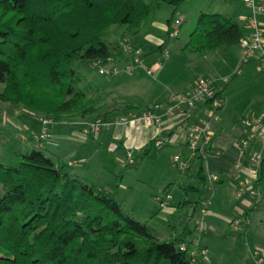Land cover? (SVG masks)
<instances>
[{
    "label": "trees",
    "instance_id": "16d2710c",
    "mask_svg": "<svg viewBox=\"0 0 264 264\" xmlns=\"http://www.w3.org/2000/svg\"><path fill=\"white\" fill-rule=\"evenodd\" d=\"M183 1L0 0V102L80 130L89 122L141 114L149 105L129 97L121 109L104 112L100 99L90 95L93 89L80 87L84 78L78 68L130 62L127 48L104 42L103 36L114 29L146 34L160 4L175 8ZM242 37L232 17L202 13L183 52L201 58L238 46ZM16 157V167L0 165V264H202L191 256L196 249L186 241L187 224L181 237L163 240L112 193L70 173L67 163H55L38 149ZM191 164L178 173L180 190L200 197L206 189L204 157ZM255 185L264 196V155ZM189 203L178 204L176 211Z\"/></svg>",
    "mask_w": 264,
    "mask_h": 264
},
{
    "label": "rangeland",
    "instance_id": "374dc122",
    "mask_svg": "<svg viewBox=\"0 0 264 264\" xmlns=\"http://www.w3.org/2000/svg\"><path fill=\"white\" fill-rule=\"evenodd\" d=\"M214 1L184 0L175 8L160 4L153 14L155 23L167 25L168 29L172 30L174 28L173 22L168 23L170 18L171 20L184 18L185 21L178 28L176 38H169L168 33L162 29H149L151 35L163 42V48L166 52L165 55L163 53L155 60L148 57V55L156 52L154 51L155 46L145 42V29L138 34L127 33L121 29L109 31L107 35L103 36V41L109 44L118 43L123 49L127 48L130 52L125 54L126 57L128 59L133 56L139 57L146 69L134 66L131 72H124L121 71L122 65H116L119 67L117 75L103 76L98 73V70L92 64H84L78 68L84 78V82L80 87L89 85L93 89L90 95L98 97L100 99L98 105L103 106L105 108L104 112H107L121 109L123 107L122 103L127 101L125 97L137 99L145 106L162 104L168 96L181 93L182 86L188 80L198 76H213L211 75L214 73L211 64L213 61L214 63H220L221 59L217 57H220V55L212 56L209 64L204 59L196 60V57L188 54V50L183 52V49L189 40V35L197 27V20L202 12L199 9L200 6ZM144 2L148 3L150 0H144ZM221 51L228 52L231 59L235 60L234 64L239 61L243 66L241 52L237 46L225 47ZM155 62L160 63L161 68L154 77L147 74V70ZM111 66L113 65H108L106 68ZM221 67L220 65L218 69ZM229 74L230 72H228ZM233 75L234 73L231 74V76ZM233 79L231 78L230 81ZM2 90L3 86L0 85V92ZM43 117L42 114L25 110L22 105L0 102V165L9 167L18 165L16 155L22 152L20 136L26 139L29 138L28 133L23 129L18 131L16 128L18 124H25L30 130L38 133L40 126L37 121ZM110 120L111 117L108 118V121ZM57 125L61 126V124ZM53 126L56 125L53 124ZM185 126V124L176 125L171 129L183 135ZM75 128L80 127L75 126ZM47 129L51 134L60 132L67 135L71 134V129H68V127L64 131H56L50 125ZM115 129L116 126L101 129L100 132H105L104 136L102 135L99 141L90 143L88 146L86 153H90V162L87 164L86 182L100 189L106 187L126 212L134 219L147 223L151 230L163 240L178 238L181 234L180 222L187 221L186 224L189 230L187 241H191V244L197 243L202 249H205L201 247L202 245L208 246L209 256L207 251L204 260L199 258V261H202L203 264H252L254 262L248 254L252 246L257 243L256 241L264 235V202H259L257 209L247 214L251 225L243 232L241 241L238 244L230 243L237 236V233H233L228 229L227 222L224 219L217 222L214 218L204 217L205 231L202 233L195 232V227L202 219L197 213L193 217L190 216L191 206L195 204H186L178 210V213L174 214L173 218L166 217L165 213L161 211L156 215L158 208L153 201L163 194L172 197L173 205H176L183 201L195 203L204 200L208 196L207 192L204 190L200 197L196 193H189L184 197L179 189V174L171 163L172 156L178 153H176L174 147H155L154 141L162 140L165 136L162 134L156 135L154 125L143 131L132 130L126 139H123L124 136L121 135L114 137L113 134L117 132ZM37 144L40 146L45 145V143L38 142ZM110 145H114L117 148L116 151H112ZM94 149H96V152H94ZM261 150L263 149L259 148L255 151V154L264 155V151L261 153ZM127 153L132 156L133 166L126 161L125 156ZM116 158L122 159L123 164H119ZM61 163H63V160H61ZM224 231L225 233L222 234ZM190 247L193 248L194 246L190 245ZM198 252L199 250H194L195 256Z\"/></svg>",
    "mask_w": 264,
    "mask_h": 264
},
{
    "label": "crops",
    "instance_id": "0c3cea01",
    "mask_svg": "<svg viewBox=\"0 0 264 264\" xmlns=\"http://www.w3.org/2000/svg\"><path fill=\"white\" fill-rule=\"evenodd\" d=\"M209 3L210 4H203L200 6L199 9L202 11L200 14L205 13L230 16L240 27L243 35L242 38L248 36L249 31L245 28L244 18L248 15L249 11L245 7L242 0H215L213 3ZM180 19L183 21L181 24L182 26L185 19ZM257 20L264 27V12L257 17ZM150 28H159L166 33H168L170 30L168 29L167 25H158V23H155L154 20L151 23L149 29ZM149 29L144 36L145 42L155 47L162 45L163 42L159 38H155L153 35H151ZM261 43L264 45V30L261 36ZM237 47L240 49L239 45ZM222 48H219L215 52L208 53L201 58L196 57V60L200 61L204 59L210 64V58H212V56H216V54L220 55V57L217 56L221 59L220 63H214L213 61L211 64V68L214 71V73L211 74L213 76H208L205 78H211L215 81L217 95L221 102V109L217 113V120L211 121L210 127L212 131V137L210 138L208 145L210 153L204 158L205 175H216L218 177V182L212 185L209 191L205 189L208 196L204 199H209L210 201V207L208 211L203 215L200 213L203 200L195 203L190 202V205L195 204L194 206H191L192 211L190 216L193 217L195 213L200 215L202 217L200 223H203L204 226H206V223L203 220L204 217L214 218L217 222H221L220 220L224 219L227 222L228 229H230L233 233H237V236L233 238L230 243L233 242L232 244H238L241 241L243 232L251 225L247 214L256 210L258 207L257 204L259 202H264V196L262 195V192L257 188L256 185L252 184V182H250L252 187H255L257 191L256 196L249 197L247 194L242 196L238 195L239 184L243 183L244 181L249 182L251 176V170L249 167L250 161L248 160L249 156L252 153H255V151H257L259 148L263 149L261 150V153L264 151V141L259 140L256 136H253L250 139L249 146L247 147L246 151H244V154L240 148L241 141L247 135L246 129L243 125V120L256 117L264 110V71L260 69L259 63L256 61H250L246 64L242 63L243 66L239 63V61L237 64H234L235 60L231 59V56L228 52L221 51ZM155 52V54L148 55V57L155 60L159 55L163 53L164 55L166 54L164 48L161 51L158 50ZM220 65L222 67L218 69ZM160 68V63H153L149 69L151 71L150 75L155 77L159 73ZM228 72H230L229 75ZM233 73L234 75L231 76ZM199 77L202 76L188 80L182 86V92L191 88L195 80ZM231 78L234 79L230 81ZM169 97L170 96H168L165 102L160 105H165ZM210 112L211 107L208 103L199 102L196 109L190 114L176 113L170 118L162 119V121H164L163 123H161V121L159 124H151L140 129L125 130L120 126H116L115 131L117 132L112 134L114 137H119L121 135L122 137L124 136L123 139H126L129 137L130 131H143L154 125L156 127L155 134H162L164 136L170 137L172 143L167 146L174 147L176 153L184 156L186 155L185 143L188 129L201 121L207 120ZM184 124L186 126L183 135L178 132H174L171 129L173 126ZM75 126H71L74 127L71 129L69 126L64 127L63 125H52L56 131H64L66 127H68V129H71V134L67 135L64 132L51 134L48 130V132L51 134V139L45 145L40 146L34 140L35 136L39 134L40 130L38 133H36L30 130L27 125L19 123L16 127L18 131L23 129L29 135V138L27 137L28 139L20 136L22 146V152L20 153L28 152L32 149H38L45 151L55 163H58V161L61 162V160H63V163L74 161L75 164L69 169L70 173L76 174L81 179L85 180L87 178V164L90 162V153H86L88 146L90 143L99 141L100 137L105 134V132H100L96 137L91 135L83 137L80 133V128L76 129ZM114 140L116 139L114 138ZM110 149L112 151H116L117 148L114 145H110ZM94 150L93 151L96 152V149ZM116 159H118L117 162L119 164H123L122 159ZM246 159L247 164H244ZM179 183L180 189V187L183 185V180L180 176ZM104 189L109 191L106 187ZM178 204L181 203L173 205L171 197V201L168 202L167 208L161 210V212L165 213L166 217L173 218L174 214L178 213V211H176ZM159 212L160 210H157L155 214L158 215ZM236 218H242L247 221V223L242 225L239 230H235L230 227L231 221ZM186 223L187 221L180 222L181 234L179 237H181L184 233L185 230L183 228ZM211 229L214 231L213 228ZM224 233L225 231L222 232V234ZM166 240H171V238H167ZM256 242L257 243L252 246V249L248 254L252 261L255 259V251L263 252L264 257V235ZM201 247L207 249L208 251V246L202 245ZM190 251L194 250L190 249Z\"/></svg>",
    "mask_w": 264,
    "mask_h": 264
},
{
    "label": "built area",
    "instance_id": "2783aa9c",
    "mask_svg": "<svg viewBox=\"0 0 264 264\" xmlns=\"http://www.w3.org/2000/svg\"><path fill=\"white\" fill-rule=\"evenodd\" d=\"M245 7L248 9L249 13L244 18L245 28L249 31L247 37L241 38L239 41V47L241 49L242 63L246 64L250 61H256L259 63L260 69L264 71V45L261 43V36L263 34V26L258 22L257 17L264 12V0H242ZM182 19H176L173 21V29L168 31L169 38H176L178 36V28L182 24ZM132 61V63H130ZM130 62L125 63L122 66L124 72H131L134 66L141 67L146 69V66H143L141 59L137 56L130 58ZM95 69L98 70V73L103 76L117 75L119 73V67L113 65L109 68L102 65L100 62L91 63ZM147 74H151V71L148 69ZM199 102L208 103L211 107V112L209 117L205 121H201L188 129L185 149L186 155L182 156L176 154L172 156L171 163L173 168L178 173H184L188 171L191 167V163L197 157H206L209 155V141L212 137L211 131V121L217 120V113L221 109V102L217 96V89L215 86V81L211 78L199 77L195 80L193 86L188 90L179 93L170 95L167 103L165 105L154 104L149 105L146 111L141 114L135 115L130 114L127 116H122L111 123H104L101 121L89 122L80 130V133L83 137L92 135L96 137L101 129L109 128L112 126H120L125 130L128 129H140L142 127L149 126L151 124H159L162 119L170 118L176 113L190 114L193 112ZM41 124V132L35 136L34 140L38 143H47L51 136L47 131L49 125L52 124L51 120L48 118H42L38 120ZM244 128L246 129L247 135L240 143V148L242 153L246 151L249 141L253 136H256L259 140L264 141V110L260 115L247 118L243 120ZM171 138L165 136L162 140L154 141L155 147H164L171 144ZM263 155L252 153L249 156V167L251 170V176L248 181H244L238 186V195L242 196L247 194L249 197H254L257 195L255 187H252L251 183L255 185L256 181V170L260 164ZM126 160L129 165H133L131 154H126ZM75 164L74 161H69L67 165L69 167ZM218 182V177L216 175L208 174L206 175V190L209 191L211 186ZM171 201V197L168 194H164L160 197L154 199L155 205L161 211L167 208L168 202ZM210 207L209 199H204L200 209V213L205 214ZM247 221L242 218H236L231 221L230 227L239 230L242 225L246 224ZM204 224L199 223L196 226L195 231L201 233L204 231ZM194 248L199 252L196 255L197 258L204 260L207 256V250L200 248V246L195 243L192 244ZM183 249V248H182ZM191 256L196 258L194 251L191 252ZM254 262L252 264H262L264 257L263 252L255 251L254 252Z\"/></svg>",
    "mask_w": 264,
    "mask_h": 264
}]
</instances>
